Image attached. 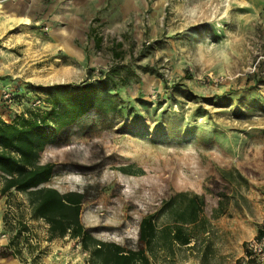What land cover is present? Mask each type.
I'll use <instances>...</instances> for the list:
<instances>
[{"label": "rangeland", "instance_id": "obj_1", "mask_svg": "<svg viewBox=\"0 0 264 264\" xmlns=\"http://www.w3.org/2000/svg\"><path fill=\"white\" fill-rule=\"evenodd\" d=\"M42 3L3 10L10 26L0 34V96L10 91L13 101L0 100V116L13 121L50 107L53 85L80 86L98 81L102 70L117 66L125 76L130 68L138 76L129 85L108 87L122 112L118 128L109 130L111 155L140 175L171 179L172 195L205 198L208 227L217 200L211 179L233 171L231 191L222 198L225 215L242 214V206L250 222L264 227V0ZM91 27L103 37L100 48L88 38ZM114 40L123 42L122 60L112 56ZM0 215L8 238L22 230L20 250L29 263L33 255L38 263L52 255L55 263L89 264L77 240H48V224L32 217L28 194L2 196ZM171 218L168 210L157 224ZM204 237L199 232V246Z\"/></svg>", "mask_w": 264, "mask_h": 264}, {"label": "trees", "instance_id": "obj_2", "mask_svg": "<svg viewBox=\"0 0 264 264\" xmlns=\"http://www.w3.org/2000/svg\"><path fill=\"white\" fill-rule=\"evenodd\" d=\"M88 38L101 47L103 37L96 28H90ZM110 50L114 59H123V42L114 40ZM134 76L132 69L123 76L114 66L102 70L96 82L51 86L46 109H32L13 121L0 116V198L11 190L28 194L32 217L48 224V240H77L89 253V264H152L149 254L159 246L172 251L176 242H191L193 235L184 225L198 222L206 205L199 195H172L171 179L155 181L111 155L114 134L109 130L118 128L122 112L108 87L127 86ZM234 175L226 171L212 178L210 193L227 197ZM178 203L183 208L174 209ZM168 210L171 223L159 230L157 220ZM21 234L19 229L1 247L0 257L10 261L21 254ZM262 234L260 228L258 236Z\"/></svg>", "mask_w": 264, "mask_h": 264}, {"label": "crops", "instance_id": "obj_3", "mask_svg": "<svg viewBox=\"0 0 264 264\" xmlns=\"http://www.w3.org/2000/svg\"><path fill=\"white\" fill-rule=\"evenodd\" d=\"M43 1L47 0H0V34L3 30H6L10 26V21L6 17H3L5 11H17L29 7L31 5H37V7H42ZM15 9V10H9ZM8 15V14H7ZM29 21V18H25ZM177 208H183V205H179ZM226 202L222 198H217L216 202L213 203V212L215 216L213 218V227H208L210 219L203 217V210L200 214V220L194 224L184 225L185 229L189 231L193 237L188 245H181L179 243H174L173 250H166L164 247L159 246L156 251L148 253L152 264L156 261H160L163 264H236V262L244 254V244L250 239L257 237L261 227V222L256 223L250 222L246 216H244L246 211L243 207H239L242 214H238L233 218L227 217L226 212ZM204 221V225L201 222ZM2 216L0 215V249L1 247L7 246L12 240L8 238L5 230L2 228ZM171 222H165L164 224L158 225L159 230L170 224ZM213 227V228H212ZM199 232L205 235V242L202 246H199L201 240L199 238ZM213 232L215 239L211 240L209 234ZM61 238V237H59ZM64 239L69 238L68 236L62 237ZM57 239V238H55ZM66 249L69 248L65 246ZM79 249L81 245L78 246ZM15 250V248H12ZM10 249L9 251H11ZM64 250V248L62 249ZM181 250H186L188 254L179 255ZM83 251V250H82ZM86 255L89 254L85 252ZM32 257V256H31ZM39 255H33V262L29 263V259H24L22 254L17 256L15 259L8 261L6 257H0V264H63L59 262H54V256H44L41 263H38Z\"/></svg>", "mask_w": 264, "mask_h": 264}, {"label": "built area", "instance_id": "obj_4", "mask_svg": "<svg viewBox=\"0 0 264 264\" xmlns=\"http://www.w3.org/2000/svg\"><path fill=\"white\" fill-rule=\"evenodd\" d=\"M12 97L10 91H3L0 100L9 105L13 101ZM262 230L261 236L254 237L245 243L244 254L236 264H264V227Z\"/></svg>", "mask_w": 264, "mask_h": 264}]
</instances>
